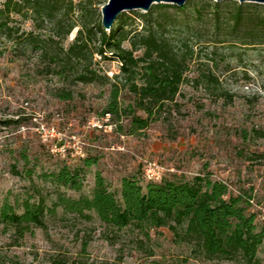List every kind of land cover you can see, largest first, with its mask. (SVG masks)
Instances as JSON below:
<instances>
[{"label":"rangeland","instance_id":"1","mask_svg":"<svg viewBox=\"0 0 264 264\" xmlns=\"http://www.w3.org/2000/svg\"><path fill=\"white\" fill-rule=\"evenodd\" d=\"M209 1L215 2L186 0L182 11L152 10L154 5L166 4L155 3L147 11L126 10L116 17L121 16L127 28L139 29L141 15L151 11L150 20H154L161 11L191 26L184 35L167 29L177 44L183 41L191 51L176 103L155 111L148 125L133 134L127 127L130 110L126 104L131 100L122 80L115 84L118 116L102 113L113 83L110 78L119 65L112 55L93 54L87 68L96 77L82 82L74 71L62 69L38 51L12 50L0 35V206L5 201L19 206L24 199H41L51 205L60 194L88 195L96 172L111 191L118 190L123 177H133L143 186L148 181L144 169L154 164L152 171L158 168L160 178L190 179L207 173L225 182L232 194L251 198L248 211L255 214L257 223L264 222V43L215 44ZM217 2L221 34L227 13L238 4H251L246 9L264 17V4ZM99 10L92 19L100 22ZM9 26L14 36L22 31L38 39L57 31L45 21L32 26L18 16ZM76 29L63 45L71 41ZM247 29L241 25L234 36H245ZM256 31L264 38V27ZM97 44L94 38L90 42L91 48ZM203 62H209L216 79L209 87L194 80ZM84 159L94 163L84 167ZM61 166L84 168L78 191L45 179L44 174ZM55 210L43 228H34L17 241L0 225V264H239L194 258L166 227L150 230L149 240L131 231L113 236L95 217H77L60 206ZM257 255L258 264H264V251L260 249Z\"/></svg>","mask_w":264,"mask_h":264},{"label":"trees","instance_id":"2","mask_svg":"<svg viewBox=\"0 0 264 264\" xmlns=\"http://www.w3.org/2000/svg\"><path fill=\"white\" fill-rule=\"evenodd\" d=\"M106 1L0 0V35L12 50L21 49L23 53L38 51L40 56H46L62 69L74 71L77 80L82 82L96 77L87 68L88 59L93 54L112 55L119 65L117 73L110 78L113 83L102 113L118 116V89L115 84L117 79L122 80L131 100L126 104L130 110L127 127L128 133L133 134L148 125L155 111L176 103L175 97L184 82L191 51L183 41L177 44L167 29L184 35L191 26L186 21L175 20L176 16L167 17L161 11L156 12L154 20H150L152 12L149 11L141 15L143 20L139 29L127 28L125 20L119 16L106 31L98 20L92 19ZM208 5L214 13L215 44L231 42L247 46L264 43V38L259 37L256 31L258 27H264V17L249 12L246 7L251 4H238L227 13V26H222L221 31L223 34L217 25L219 2L209 1ZM168 7L177 11L184 9V6L159 4L154 5L152 10ZM15 16L30 21L32 26L38 21H45L57 31L54 36L42 39L22 31L14 36L9 21ZM241 25H246L248 29L243 31L245 36L236 38L234 35ZM74 27H77L74 37L63 45V40ZM93 38L98 44L91 48ZM54 44H59L58 48H54ZM208 63H200L194 78L206 87L216 82ZM92 163L94 160H83L84 167ZM83 170L82 167L70 169L61 166L57 171L44 174V177L55 185L78 191L81 186L80 172ZM250 204L249 196L240 192L232 194L225 182L212 179L207 173L196 174L190 179L171 177L148 180L143 186L133 177H123L118 190L111 191L103 176L96 172L88 195L80 194L72 198L60 194L51 205L41 199H24L19 206L3 202L0 206V225L17 241L31 234L34 228H43L47 216L55 213L56 207L60 206L63 212L77 217H95L113 236L120 231H131L149 240L150 230L166 227L176 240L189 248L194 258L258 264L257 253L260 249L264 251V222L255 221V214L248 211ZM86 245L87 242H83L82 251Z\"/></svg>","mask_w":264,"mask_h":264},{"label":"water","instance_id":"3","mask_svg":"<svg viewBox=\"0 0 264 264\" xmlns=\"http://www.w3.org/2000/svg\"><path fill=\"white\" fill-rule=\"evenodd\" d=\"M186 0H107L100 7V25L104 30H109L118 14L126 10L147 11L152 4L166 3L177 7L183 6ZM220 1V0H214ZM237 2H251L264 4V0H236Z\"/></svg>","mask_w":264,"mask_h":264},{"label":"built area","instance_id":"4","mask_svg":"<svg viewBox=\"0 0 264 264\" xmlns=\"http://www.w3.org/2000/svg\"><path fill=\"white\" fill-rule=\"evenodd\" d=\"M154 167H156L154 164H148L147 168L144 169V175L147 178V180L150 181H157L160 176H159V169L156 168V171H152V169H154Z\"/></svg>","mask_w":264,"mask_h":264}]
</instances>
